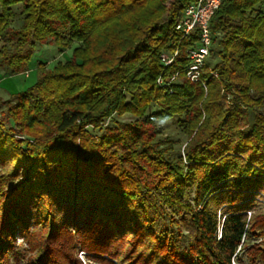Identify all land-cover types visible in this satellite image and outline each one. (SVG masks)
I'll return each instance as SVG.
<instances>
[{
	"label": "trees",
	"instance_id": "16d2710c",
	"mask_svg": "<svg viewBox=\"0 0 264 264\" xmlns=\"http://www.w3.org/2000/svg\"><path fill=\"white\" fill-rule=\"evenodd\" d=\"M192 1L0 0L9 75L72 49L0 118V264H264V0H224L207 89L181 75L170 93L160 55Z\"/></svg>",
	"mask_w": 264,
	"mask_h": 264
},
{
	"label": "built area",
	"instance_id": "2783aa9c",
	"mask_svg": "<svg viewBox=\"0 0 264 264\" xmlns=\"http://www.w3.org/2000/svg\"><path fill=\"white\" fill-rule=\"evenodd\" d=\"M223 1L193 0L184 8L176 24V30L180 33L181 39L178 42L173 40L172 47L160 55L165 69L158 76L157 83L170 93L173 92V85L179 81L181 75L193 82L200 83L207 89V81L203 72L213 42L211 20ZM185 41H188L189 44L183 51V42ZM182 53L185 60H182L184 58ZM180 63H183V68L172 72L171 67ZM212 72L214 76H218L217 70ZM80 255L84 259V255L87 253L81 251Z\"/></svg>",
	"mask_w": 264,
	"mask_h": 264
},
{
	"label": "rangeland",
	"instance_id": "374dc122",
	"mask_svg": "<svg viewBox=\"0 0 264 264\" xmlns=\"http://www.w3.org/2000/svg\"><path fill=\"white\" fill-rule=\"evenodd\" d=\"M17 12V16L12 20V26L18 27L22 22L23 15L21 14L22 6L17 4L13 7ZM0 42V47H1ZM72 49H67L61 51L55 45H51L49 43L39 45L32 57L30 62V70L24 73H19L15 75H9L5 68H0V118L7 110V102L9 100H15V94L18 91L24 90L30 86H32L37 80V65L39 62L47 63L49 67L54 66L58 62H65L71 57ZM218 60V59H217ZM115 118L120 120H127L129 117L122 116ZM112 122L108 120L104 125L111 124ZM8 125H11V122L7 121ZM159 126L163 128L162 137L168 136L170 138L176 139V143L174 145V151L177 153L179 151H183L185 147L186 134L184 131L178 126L176 120H169L167 122L161 123ZM97 133V131H94ZM21 138H26V135L21 136ZM164 220L159 218L157 220V230L161 227ZM79 251V257L82 260L83 264H99L97 262L92 261L88 258V255H84V259L81 257ZM244 261L242 264H249L248 258L244 255ZM115 263L117 261L115 260ZM118 264V263H117ZM237 264L238 263L237 261Z\"/></svg>",
	"mask_w": 264,
	"mask_h": 264
}]
</instances>
